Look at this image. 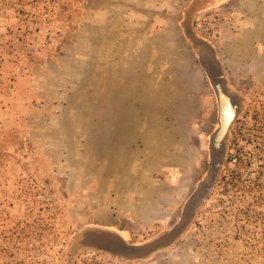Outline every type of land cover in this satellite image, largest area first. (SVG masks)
I'll return each mask as SVG.
<instances>
[{
  "label": "rangeland",
  "instance_id": "1",
  "mask_svg": "<svg viewBox=\"0 0 264 264\" xmlns=\"http://www.w3.org/2000/svg\"><path fill=\"white\" fill-rule=\"evenodd\" d=\"M193 38L246 120L170 238L214 102ZM0 264H264V0H0Z\"/></svg>",
  "mask_w": 264,
  "mask_h": 264
},
{
  "label": "flooded vegetation",
  "instance_id": "2",
  "mask_svg": "<svg viewBox=\"0 0 264 264\" xmlns=\"http://www.w3.org/2000/svg\"><path fill=\"white\" fill-rule=\"evenodd\" d=\"M194 43L199 49L200 64L207 72L208 81L210 83L209 89L213 95L212 98L214 102L210 107V112H208L209 117L206 135L207 148L204 160L205 171L203 176L196 183V187L191 193L189 200L197 194L196 192L199 191L202 186L206 185V179L212 171L219 168V174L221 167H218V165L224 158L223 151L226 147L228 151V142L231 138L232 130L236 125L244 123V120H246V118L242 116L244 99L242 93L238 89L227 86L226 76L223 73L222 66L210 46L206 42L198 39H195ZM231 121H233V123L230 125L228 140L225 145L224 128H226V126L228 127ZM218 174L215 179H217ZM200 205L193 211V215ZM123 247L124 244H121L119 250L122 251ZM127 250L129 251V249ZM134 250L135 249L132 248L129 252H134Z\"/></svg>",
  "mask_w": 264,
  "mask_h": 264
},
{
  "label": "water",
  "instance_id": "3",
  "mask_svg": "<svg viewBox=\"0 0 264 264\" xmlns=\"http://www.w3.org/2000/svg\"><path fill=\"white\" fill-rule=\"evenodd\" d=\"M193 41H195L194 38H193ZM227 128H228L227 126H226V128H224V132L226 131ZM221 165H222V162L218 165V167L219 166L221 167ZM218 169L212 171L209 174L208 178L206 179V185L202 186L199 189V191L196 192L197 194L195 196H193L190 200H188L186 207H185V210H184V214L182 216V222L169 235L170 238L176 237L177 235L182 233V231L185 229V227L190 222L192 215H193V211L197 208L198 205H200L202 202H204V200L207 198V196H208V194L212 188V185L214 183L215 177L218 174ZM122 249H123L122 251H124V252H129L130 249H132V248H130L124 244V247ZM127 249H129V251Z\"/></svg>",
  "mask_w": 264,
  "mask_h": 264
}]
</instances>
